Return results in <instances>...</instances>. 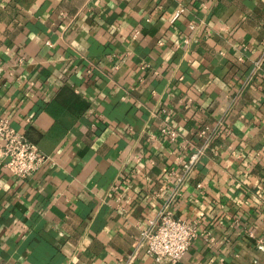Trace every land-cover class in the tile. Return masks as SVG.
<instances>
[{"label": "crops", "instance_id": "obj_1", "mask_svg": "<svg viewBox=\"0 0 264 264\" xmlns=\"http://www.w3.org/2000/svg\"><path fill=\"white\" fill-rule=\"evenodd\" d=\"M262 53L264 0H0V117L50 156L0 141V264H171L130 259L163 209L200 229L176 264H264Z\"/></svg>", "mask_w": 264, "mask_h": 264}, {"label": "built area", "instance_id": "obj_2", "mask_svg": "<svg viewBox=\"0 0 264 264\" xmlns=\"http://www.w3.org/2000/svg\"><path fill=\"white\" fill-rule=\"evenodd\" d=\"M182 11L183 8L178 7L173 12L170 21L174 22L182 14ZM183 41L189 44L190 38H184ZM46 42L51 44V41ZM262 62H264V53L254 61L253 71L259 69ZM161 131L169 134L172 138L177 135L174 129L162 127ZM212 132L214 131L208 126L200 129L199 135L206 137L204 143L190 151L187 158L182 160L180 172L169 171L165 175L166 181L171 180V175H174L176 180L168 200H173L179 195L180 186L204 154ZM0 141L3 156L6 159V167L20 179L30 176L50 160L49 155L43 153L24 133L16 130L5 117H0ZM163 188L161 187L160 190ZM199 234L200 229L196 220L183 219L174 216L170 210L163 209L157 218L151 219L149 225L140 231L136 249L131 253L130 259L137 254L138 250L142 249L156 261L164 259L171 264H176Z\"/></svg>", "mask_w": 264, "mask_h": 264}]
</instances>
